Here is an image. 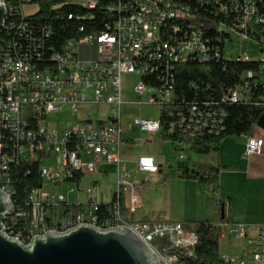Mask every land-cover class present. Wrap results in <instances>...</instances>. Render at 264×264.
<instances>
[{
	"label": "built area",
	"instance_id": "2783aa9c",
	"mask_svg": "<svg viewBox=\"0 0 264 264\" xmlns=\"http://www.w3.org/2000/svg\"><path fill=\"white\" fill-rule=\"evenodd\" d=\"M26 1L6 0V23L0 31H8L14 4ZM115 1L111 8L115 18L106 30L69 40L63 52H52L50 57L30 32L26 42L7 46L0 42V187L2 192H11L14 170L22 164L28 165L27 174H36L39 180L17 205V194L11 193L14 214L7 215L2 225L22 245H30L34 237L49 231L82 224L106 229L130 227L166 264H185L179 251L192 255L198 243L193 231L180 222L140 223L134 218L142 207L141 191L146 182L137 181L136 174H156L160 168L148 155L130 160L136 141L125 133L135 128L160 137L168 122V134L179 137L170 144L181 160H185L182 152L190 150L189 139L220 135L225 130L224 105L249 103L252 81L263 76L264 47L256 35L264 0L263 12H255L251 0H192L194 10L181 7V0ZM97 4L98 0H82L84 8L94 9ZM192 11H210V20H195ZM165 16H174V25H162ZM24 26L27 28L26 22ZM206 27L219 29L220 38L203 39ZM243 40L259 50L258 58L243 52L227 55L229 44ZM83 46L94 47L96 58L85 59ZM221 60L258 63L260 67L257 75L250 71L240 84L223 92L221 101L185 105V101L176 100L181 67ZM125 77L136 79L133 91L126 93ZM149 90L153 92L150 105L160 107L159 119L139 117L132 125L125 124L123 107L134 105L141 113ZM126 94L134 101H125ZM103 106L110 107L111 114L94 121L90 112L97 109L100 113ZM61 113L79 119L60 129L61 123L53 119ZM244 137L245 156L260 155L264 139L253 134ZM108 166L116 168V188L109 200L112 216L100 224L96 213L107 200L101 197L98 181L92 180L87 187L85 181L97 173L108 176L104 170ZM48 185L52 189L45 191ZM22 221L26 227L16 230ZM217 227L221 237L240 239L247 234L245 225L219 222ZM157 240L165 241L163 248L155 244ZM249 251L247 259L222 256V264H264V224L249 241Z\"/></svg>",
	"mask_w": 264,
	"mask_h": 264
},
{
	"label": "trees",
	"instance_id": "16d2710c",
	"mask_svg": "<svg viewBox=\"0 0 264 264\" xmlns=\"http://www.w3.org/2000/svg\"><path fill=\"white\" fill-rule=\"evenodd\" d=\"M115 2V0H98L94 9L82 7L80 0H27L23 3H15L14 13L8 17V31H0V42L5 46L26 42L30 32L35 36L36 41L42 42L45 56L50 57L52 52H63L69 40L106 30L115 18L111 13V8L116 5ZM191 3L192 0H181V5L187 6V10H194V3H192L193 5ZM26 4L36 5L38 12L34 15H27L24 12ZM251 7L255 12H263V1L251 0ZM193 13L195 18L203 19L202 21L210 20V11H194ZM24 22H26L27 28H25ZM170 22L171 25H174V19L165 24L168 25ZM260 26L256 36L260 38L261 46L264 47V14H260ZM82 28L83 31H81ZM210 36L212 37L209 38ZM205 37L207 39L220 38V31L218 29L208 31ZM259 67L258 63L227 60L204 65H184L176 79V100L180 103L185 101L183 103L185 105L188 102L205 100L221 101L223 92L240 84L248 72L252 71L257 75ZM192 84L196 87H192ZM250 97L247 104L224 105L225 130L220 135L204 134L189 139L190 151L199 155L218 154L223 141L227 138L253 134L254 127L264 115V71L261 79L257 75L252 81ZM167 110L168 108L162 113V119L166 118ZM167 125L168 122L163 124L160 140L163 143L172 144L179 137L169 135ZM28 168V165L22 164L14 170L16 181L11 183V189L13 194H17L14 198L16 205L26 200L28 191L32 187L39 185L36 174H27ZM233 169L234 167L222 163L201 164L190 158L177 164L179 178L195 181L200 186L211 187L214 190L220 183L221 173ZM96 214L100 219V224L109 220L112 216V202H103ZM153 221L166 222V220H151L149 218L137 220L140 223ZM224 221V219H219V221L180 222L185 229L193 231L198 236V243L191 251L192 255L189 256L186 250L179 251L181 260L185 264H222L221 235L217 224ZM25 227L26 224L22 221L18 223L16 230L22 231ZM8 235L12 236V233L8 231ZM155 244L163 248L165 241L157 240Z\"/></svg>",
	"mask_w": 264,
	"mask_h": 264
},
{
	"label": "rangeland",
	"instance_id": "374dc122",
	"mask_svg": "<svg viewBox=\"0 0 264 264\" xmlns=\"http://www.w3.org/2000/svg\"><path fill=\"white\" fill-rule=\"evenodd\" d=\"M24 12L27 15H34L38 12V7L36 5L26 4L24 6ZM81 50L85 59L96 58L94 47L83 46ZM240 52L248 54L251 58H258L260 56L259 50L246 40L239 41L235 44H229L227 47L228 56H237ZM124 81L126 93L133 91V86L137 83L136 79H127V77H125ZM152 94L153 92L149 90V93L143 98L146 105L143 106L141 113L139 108L134 105H125L123 107L122 119L125 124L132 125L134 119L139 117L151 120L159 119L160 107L158 105H150ZM125 101H134V99L126 94ZM90 114L94 121H99L100 119H107L111 114V109L108 106H103L100 107V113L95 109L91 111ZM81 116L82 115H80V117ZM78 119L79 117H72L69 114L61 113L57 118H54L53 121L60 122V129H62L76 124ZM253 134L264 139V130L258 126L254 127ZM125 137L136 141L131 155L132 160H135L142 155L150 154L156 157L162 170L160 173L151 175L136 174L137 181H146L143 190L141 191V199L143 201L142 207L135 215L136 220H142L144 218H149L151 220H168L170 218V213H173L174 216L175 214L184 211L193 217L198 218L202 212V217L200 218H203L204 220L211 218L209 211L211 206L210 199L213 196L211 191L207 190L202 192L197 184H190L188 181L178 177L177 164L184 160H181L170 143H163L158 135H147L135 128L126 132ZM146 139H151V141L145 142L144 140ZM144 142L146 144H144ZM182 153L184 156L201 164H217L219 160V156L216 153L199 155L193 154L190 150H185ZM172 166L173 168L170 169ZM115 169L116 168L109 169L108 181H106L101 174L97 173L94 177L85 181V187H87L88 183L92 180L98 181L100 184L101 197L109 201L112 192L116 188ZM48 189H52V185L45 187V191ZM68 194L69 197L74 196V194ZM176 201H178V204H176ZM202 201L205 204V209L201 208Z\"/></svg>",
	"mask_w": 264,
	"mask_h": 264
},
{
	"label": "water",
	"instance_id": "95a60500",
	"mask_svg": "<svg viewBox=\"0 0 264 264\" xmlns=\"http://www.w3.org/2000/svg\"><path fill=\"white\" fill-rule=\"evenodd\" d=\"M6 15V0H0V28ZM257 126L264 130V115ZM13 214L12 202L0 191V264H166L126 227L99 229L82 224L62 233L36 236L25 247L4 234L2 222Z\"/></svg>",
	"mask_w": 264,
	"mask_h": 264
},
{
	"label": "crops",
	"instance_id": "0c3cea01",
	"mask_svg": "<svg viewBox=\"0 0 264 264\" xmlns=\"http://www.w3.org/2000/svg\"><path fill=\"white\" fill-rule=\"evenodd\" d=\"M144 141L149 142L151 139ZM145 142L144 144H146ZM246 146L247 139L244 136L229 137L223 141L220 153H218V163L232 166L234 169L221 173L220 183L215 190L200 186L195 181L185 180L190 184H197L202 192L211 191L213 195L210 199L211 206L209 209L211 218L207 220L219 221V219H224L225 224L245 225L247 227V234L244 238L221 237L220 250L223 257L249 258V241L258 236L260 227L264 224V149L260 155L246 157ZM148 156L153 157L159 168L161 167L155 156L150 154ZM186 159L188 157L185 156ZM130 160H132L131 157ZM110 168L115 167L108 166L104 168L107 175ZM103 175L101 173V176L108 181L109 175ZM176 204H178V201H176ZM201 208L205 209L203 201ZM200 217H202V212ZM200 217H193L184 211L174 216L173 213H170V218L165 220L173 222L205 221Z\"/></svg>",
	"mask_w": 264,
	"mask_h": 264
},
{
	"label": "bare ground",
	"instance_id": "6f19581e",
	"mask_svg": "<svg viewBox=\"0 0 264 264\" xmlns=\"http://www.w3.org/2000/svg\"><path fill=\"white\" fill-rule=\"evenodd\" d=\"M79 3V2H78ZM80 3L82 4V0H80ZM182 4H183V2H182ZM187 4V3H186ZM192 4V3H191ZM190 4V5H191ZM193 5V4H192ZM185 6V5H184ZM194 6V5H193ZM181 7H183L182 5H181ZM187 7V6H186ZM190 8V7H189ZM253 8V7H252ZM193 9V8H192ZM192 12H194V11H192ZM198 12V11H197ZM200 12V11H199ZM197 14V13H196ZM203 14V13H202ZM194 13L192 14V18H195L194 16ZM199 17V16H198ZM172 19H174V16H165V17H162V25H164L167 21H169V20H172ZM200 19V18H199ZM198 18H195V20H198V21H200ZM203 20V19H202ZM201 20V21H202ZM166 25V24H165ZM168 25H171V22H170V24H168ZM216 30V28H214V27H206V28H204V29H202V38L203 39H207L205 36H206V32L208 33V31L210 32V31H215ZM219 30V29H218ZM210 34V33H209ZM213 34V33H212ZM214 35H216V34H214ZM214 35H212V36H214ZM212 36H210L209 38H211ZM219 36V35H218ZM0 191H2V187H0ZM7 196H8V198L10 199V201L12 202V196H11V193H12V189H11V192H4ZM13 194V193H12ZM78 227V226H77ZM73 228H76V227H69V228H67V229H61V230H58V231H54V232H59V233H62V232H65V231H68V230H70V229H73ZM96 228H99V229H106V227H96ZM126 228H128V229H130L131 231H133V229H131L130 227H126ZM4 234L7 236V237H10V238H12V236H10V235H8V231H4ZM23 246H25V247H28L29 245H23ZM160 259H162V256H158Z\"/></svg>",
	"mask_w": 264,
	"mask_h": 264
}]
</instances>
